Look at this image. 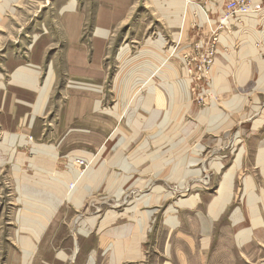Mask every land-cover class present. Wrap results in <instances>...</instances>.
I'll use <instances>...</instances> for the list:
<instances>
[{"label":"rangeland","instance_id":"374dc122","mask_svg":"<svg viewBox=\"0 0 264 264\" xmlns=\"http://www.w3.org/2000/svg\"><path fill=\"white\" fill-rule=\"evenodd\" d=\"M228 1L0 0L6 71L61 40L65 11L89 50L106 44L91 77L49 88L33 129L0 133V264H116L131 238L142 255L121 264H264V0L227 30ZM66 101L82 111L65 119Z\"/></svg>","mask_w":264,"mask_h":264},{"label":"crops","instance_id":"0c3cea01","mask_svg":"<svg viewBox=\"0 0 264 264\" xmlns=\"http://www.w3.org/2000/svg\"><path fill=\"white\" fill-rule=\"evenodd\" d=\"M59 15L62 17L61 23H59L58 27V30H60L61 32L60 41L59 38L55 35V42L52 41L51 44L46 42L39 43L35 45L37 47L36 50H33L35 47L33 46L31 48L32 51L29 53L28 59L26 61H20V64L16 61L18 58L10 57L11 62L16 65L12 67L11 70L6 71L8 62L5 61L0 64L2 66V71H0V133L9 136H12V134L10 133H20V129L25 128V124L28 121V125L31 126L29 128L33 129L34 125L32 126V122L34 120H38V118L45 111L47 106L46 102L47 100H50V93H48L49 88L51 89L54 84L56 85L58 79H65V77H69V79L91 77L89 74L84 72V69L94 70L96 69V67H98L99 62H101L104 53L103 49L106 45L104 43V47L102 46L104 39H102L103 41H101L99 39L92 38L91 49L89 50L82 40V34L85 31L86 26V20L83 19V16H81V14H77V11H65L62 14L59 13ZM105 16H107V19L105 18ZM95 17V21H99V23L101 24L100 28L104 30H108L109 28L113 27V25L119 22L117 15H109V13L103 16L98 11ZM56 37L58 40L56 39ZM55 43H61V50L58 53L52 55L50 54V51L52 50V45ZM246 58L247 57H244L243 60H245ZM253 58L256 59L255 57ZM252 60L253 59H251L250 61H243L241 65L245 66L248 69ZM57 64L61 65V67L58 66L59 69L61 68L60 71H57L55 67V65ZM253 64L255 65L257 63ZM42 66H44L46 69V75L48 68L50 67L52 69V85L50 83L51 81L49 82L50 84L47 81L43 86H41L43 82L42 84L38 83L40 76L39 70L42 69ZM247 69H245L246 72H248ZM6 72L10 73L6 74ZM45 89H48L46 96ZM63 99H66V97H64L62 94L61 100ZM70 104L71 103H69V101H66L65 106L62 107L63 111H67L66 113L68 114L67 118L65 119H68L70 113L71 115L69 116V119L73 113H80L81 107L79 105H77L76 109V105L69 108ZM90 105L91 104H88V106ZM25 109L28 110L26 111ZM83 111H85V109ZM88 113H92L90 107H88ZM41 118H39V120ZM59 118L61 120L60 114ZM92 121L94 122V119H92ZM17 136L22 137L23 140L25 138L21 135ZM255 234L260 236L259 231L258 233L255 232ZM249 238L251 239V237L248 236L247 238H245V240L242 241H238L237 239V241L239 242L238 245L240 246L249 242ZM137 240L138 239H134L133 242L135 241V243H132L131 238L129 248H122L121 250H119L115 244L113 250L114 252L112 251V255H116V259H120L122 255V259L118 260L119 262H117L118 264H121L124 260L129 259L125 258V256H134V258L129 260L137 259L139 261V258L142 254L141 247L138 246L139 240ZM204 241L205 249H207V239H205ZM130 247H133L135 249L128 250L130 249ZM91 259L93 260L92 256L90 257L89 261ZM187 262V260L186 262L184 261V264H187Z\"/></svg>","mask_w":264,"mask_h":264},{"label":"built area","instance_id":"2783aa9c","mask_svg":"<svg viewBox=\"0 0 264 264\" xmlns=\"http://www.w3.org/2000/svg\"><path fill=\"white\" fill-rule=\"evenodd\" d=\"M257 9L258 5H252L251 0H229L222 11V20L220 22L222 27H220H225L227 30L232 26L238 28L242 20L245 19H242V17L258 12L259 9ZM211 67L212 66L208 67L207 69L211 70Z\"/></svg>","mask_w":264,"mask_h":264},{"label":"bare ground","instance_id":"6f19581e","mask_svg":"<svg viewBox=\"0 0 264 264\" xmlns=\"http://www.w3.org/2000/svg\"><path fill=\"white\" fill-rule=\"evenodd\" d=\"M250 16V15H249ZM248 15L247 16H244V17H242V19L243 18H248L249 17ZM245 19H243V20H245ZM102 32V31H101ZM103 33V32H102ZM101 33V34H102ZM103 36H106V33H104L103 34ZM251 65V64H250ZM251 69V68H250ZM21 144L22 145H26V142H24V140H23V138L21 139ZM76 159H78V160H81V161H83V163L85 164V162H84V160L82 159V158H78V157H76V158H74L73 159V161L75 162V160ZM77 160V161H78ZM75 164V163H74ZM77 164V163H76ZM73 165V164H72ZM74 166V165H73ZM67 177L69 178V176L67 175ZM44 178V177H43ZM76 186V185H75ZM76 189V188H75ZM44 191H47V187H44V186H41V192H44ZM72 192H75V191H72ZM76 193H77V191H76ZM184 203V201H181L180 203H178V205H181V204H183ZM138 241V240H137ZM130 249H135V248H133V247H130ZM130 253V252H129ZM93 263V260L91 259L90 261H89V264H92Z\"/></svg>","mask_w":264,"mask_h":264}]
</instances>
